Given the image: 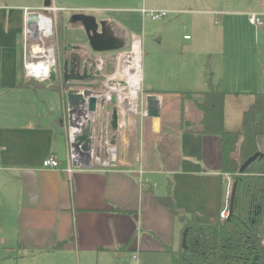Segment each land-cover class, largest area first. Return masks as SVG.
I'll use <instances>...</instances> for the list:
<instances>
[{
    "label": "crops",
    "instance_id": "0c3cea01",
    "mask_svg": "<svg viewBox=\"0 0 264 264\" xmlns=\"http://www.w3.org/2000/svg\"><path fill=\"white\" fill-rule=\"evenodd\" d=\"M51 1L58 9L50 14L57 38L60 11L69 15V28L82 30L81 23L70 22L73 14L111 10L118 0ZM44 2L0 0V264H134L137 260L150 264L155 257L171 256L167 248L178 251L182 246L183 224L156 198L166 196L171 183L181 212H202L216 221L225 184L221 138L184 127L189 121L199 128L202 113L199 118L200 110L183 93L205 91L209 81L218 85L226 93L225 129L242 130L243 114L257 92L229 88L240 73L227 69L225 57L241 51L230 48L238 36H218L223 58L211 75H194V60L186 57L184 48L178 56L173 48L169 52L154 48L148 79L143 69L146 88L157 95L149 99L152 115L141 120L130 114L114 131L108 111L99 112L90 157H82V166H74L67 116L56 115L50 98L40 100L38 92L49 91L42 87L48 82L37 85L23 69L24 10H40ZM98 3L108 8L102 4L104 8H98ZM236 13L250 17L260 11ZM96 16L116 37L126 32L108 16ZM184 40L192 39L185 35ZM53 42L50 46L60 47L59 40ZM194 78H199L197 89L203 90L194 91ZM59 94L64 103L62 89ZM160 111L161 127L160 123L153 127ZM109 147L115 149L114 155ZM258 148L264 153V137L258 139ZM49 156L56 157L59 169L43 167ZM71 167L74 171L69 174L66 170ZM261 235L264 241V217Z\"/></svg>",
    "mask_w": 264,
    "mask_h": 264
},
{
    "label": "rangeland",
    "instance_id": "374dc122",
    "mask_svg": "<svg viewBox=\"0 0 264 264\" xmlns=\"http://www.w3.org/2000/svg\"><path fill=\"white\" fill-rule=\"evenodd\" d=\"M106 6V4L101 3ZM101 4H96L98 8H104ZM185 6H181V5ZM259 5V6H258ZM114 8L110 9H96L94 11H85L96 15H106L113 20L114 23L126 32L120 33L118 37L120 41L124 43V49L116 52L104 53V54H92V50L88 46V39L85 31L69 28L66 24V12L58 13V24L57 31L58 37L49 39L47 44L50 46L53 41L59 40L60 47L57 48V56L59 62H63L68 55L65 54L64 46L65 42L69 44H79L78 46H84L85 44L88 54L84 57L91 58L95 64H98L100 60L104 61L103 73L110 74L116 68V60L121 52L131 50V41L129 35L138 34L143 39V69L144 75L148 79V65L152 58V52L154 48H162L165 51H170L173 48L177 56L178 52L185 49L187 52V58L194 60V75H202L205 72L211 75L214 72V67L217 63H221L223 56L219 53L222 43L217 39L222 34L234 37L238 36L234 44L231 47H240L241 51L233 53L225 57V64L227 69L235 71L238 69L239 75L237 74L238 81L231 83L230 89H237L243 92H257L264 93V0H118L110 5ZM260 7V8H259ZM262 7V8H261ZM108 8V7H105ZM117 8V9H115ZM146 8L148 10L165 11L166 15L161 19L154 20L151 17L144 19L140 9ZM253 8L259 10L263 26H254L250 24L249 14L248 16L239 15L238 11L245 12ZM174 9H188L193 10L194 13H173ZM98 10V11H97ZM69 13V12H68ZM64 15V19L62 18ZM71 15V13H70ZM97 19V16H96ZM98 20V19H97ZM99 21V20H98ZM68 23V22H67ZM112 32L114 30H111ZM115 33V32H113ZM189 35L191 41H185L184 36ZM240 36V37H239ZM56 37V36H55ZM131 37V36H130ZM161 39V43L157 40ZM184 48V49H182ZM205 66H208L205 68ZM99 79V78H98ZM102 79V78H101ZM199 78H194V91L203 90L198 88ZM100 81V80H99ZM101 82V81H100ZM100 82H94L95 91L101 89ZM54 82H48L42 87L46 86L48 90H40L38 92L40 100L48 99L52 105L55 106L56 115L67 116V125L71 131L69 124V114L66 109V101L59 94L62 86L59 89L52 88ZM144 101L140 96V111L146 109V99L151 93L146 91L148 86L144 80ZM235 86V87H234ZM51 87V88H50ZM56 92H55V91ZM54 91V92H53ZM53 95V100L51 96ZM46 96V97H44ZM198 100L203 101V97H197ZM44 102V101H43ZM41 105L43 103L41 102ZM43 106H41L42 108ZM197 114L201 117V111ZM141 120L142 116L136 115ZM159 116V123L161 127L162 117ZM106 122V119H104ZM156 122V121H155ZM98 126L100 125V119L95 122ZM156 127V124L153 126ZM146 128V127H145ZM161 131V128H160ZM134 138V136H133ZM261 160V159H259ZM258 161V160H257ZM256 165V164H255ZM259 166V162L258 165ZM256 166L251 168L255 170ZM224 174V173H223ZM134 261V264H137ZM150 264H173L172 257L167 255L165 257H155L152 259Z\"/></svg>",
    "mask_w": 264,
    "mask_h": 264
},
{
    "label": "trees",
    "instance_id": "16d2710c",
    "mask_svg": "<svg viewBox=\"0 0 264 264\" xmlns=\"http://www.w3.org/2000/svg\"><path fill=\"white\" fill-rule=\"evenodd\" d=\"M32 81L39 85L36 80ZM52 88L60 90L61 83L54 82ZM146 91L152 93L151 90ZM183 96L193 101L202 113L199 128L189 121L183 123L184 127L194 128V132L199 135L221 138L222 172L230 173L238 186L231 219L218 218L212 221L202 212H181L173 198L171 183L167 195L156 198L182 222L183 232L189 228L186 250L182 246L178 251L167 248L173 264H264L261 235L264 217V158L253 163L245 174H240L242 164L260 152L258 139L264 137V93L255 94L254 103L243 114V128L239 132L225 129L226 93L218 85L209 81L205 91L187 92ZM198 96L203 97L202 102L198 101ZM254 166L255 170H251ZM223 199L222 191L220 207Z\"/></svg>",
    "mask_w": 264,
    "mask_h": 264
},
{
    "label": "water",
    "instance_id": "95a60500",
    "mask_svg": "<svg viewBox=\"0 0 264 264\" xmlns=\"http://www.w3.org/2000/svg\"><path fill=\"white\" fill-rule=\"evenodd\" d=\"M51 0H45L44 7H52ZM26 28L33 30V33L44 32V36L48 39H52L55 36L54 22L45 14L39 12H31L25 17ZM71 23H81L86 37L88 39V46L92 50V53L104 54L110 52H116L124 49V43L119 40L112 32L104 33V23L99 22L93 15L85 13H75L70 19ZM84 46H72L68 45L65 47L66 51H78L86 49ZM50 52L55 55L56 48L51 47ZM89 52V51H88ZM81 54L72 53L70 59H65L62 63L60 62L56 69L53 68L52 82H60L62 90L65 93L67 102L69 124L73 126V116L81 114L83 111H87L90 114H97L98 99L95 96V90H93L94 82L100 78V72L95 69L94 62H83ZM85 56V55H84ZM151 90L150 87L147 88ZM151 96H157L153 93L147 97V111H149V99ZM161 116V111H160ZM119 112L117 108L112 111L111 127L114 131L119 129ZM157 127L159 122L156 121ZM72 134V133H71ZM94 143L93 124H89L87 127L81 128L80 133L77 135L75 140L72 139L71 147L75 152H78L81 157H90L92 145ZM264 153L257 152L247 159L240 168V174H245L246 170L257 160L263 159ZM238 182L235 181L233 184L230 211L228 219H231L234 215L233 205L234 198L237 190ZM189 228H186L183 232L182 237V248L187 249V236ZM264 243V241H263Z\"/></svg>",
    "mask_w": 264,
    "mask_h": 264
},
{
    "label": "built area",
    "instance_id": "2783aa9c",
    "mask_svg": "<svg viewBox=\"0 0 264 264\" xmlns=\"http://www.w3.org/2000/svg\"><path fill=\"white\" fill-rule=\"evenodd\" d=\"M42 10H47L50 13H56L57 8L50 7L40 10H31L29 8H25V17L31 13V12H39L42 13ZM141 13L143 14L144 18L151 17L154 20L161 19L166 15L165 11H157V10H148L146 8H143L141 10ZM53 22V17L48 16ZM26 20V19H25ZM249 21L254 26L262 25V20L257 14H251L249 17ZM24 37H25V44L23 49V69L26 78L33 79L38 82H50L52 79V72L53 68L56 69L57 72V53L53 55L50 52V48L52 46H49L47 44V41L49 40L44 36V32L39 33H33V30L26 28V22L24 21ZM138 40L141 50H142V67H141V81L139 87H137V91L133 89L132 85L125 81L120 80L119 78H116V74L119 69V65L121 63L122 57H127V55L131 52L125 51L121 52L116 60V68L115 70L110 74L103 73L104 70V61L100 60L98 64L95 65V69L100 72V87L101 89L98 91H95V96L98 99L97 104V114L99 112H102L103 114L108 111L110 114V119L112 116V111L114 108H117L119 112V126L125 123L124 121L121 122V119L124 120V118L130 114L132 115H140L143 118H146L147 116V102H146V109L140 111V96H142L144 101V75H143V39L138 34H131L130 41H131V49L136 42L135 40ZM55 48V47H54ZM57 52V51H56ZM133 90H135L137 94V100L134 101L132 98ZM147 101V99H146ZM68 109V108H67ZM96 114V115H97ZM108 114V115H109ZM94 115V122H95V116ZM93 122L94 126L95 123ZM111 124V121H110ZM72 134L70 141H72ZM71 144V143H70ZM109 153H112L114 155L115 149L112 147H109ZM71 161L73 162L74 166H82L84 163L82 157H76L75 151L71 147ZM43 167L46 169H59L60 165L56 157L49 156L43 161ZM74 171V168L71 167L66 170L69 174H72ZM224 199L223 204L219 212V219H226L229 217V211H230V202H231V196H232V190H233V184L234 180L230 173H224Z\"/></svg>",
    "mask_w": 264,
    "mask_h": 264
},
{
    "label": "bare ground",
    "instance_id": "6f19581e",
    "mask_svg": "<svg viewBox=\"0 0 264 264\" xmlns=\"http://www.w3.org/2000/svg\"><path fill=\"white\" fill-rule=\"evenodd\" d=\"M131 52L127 57H122L121 63L119 65L116 78L120 80H125L129 82L133 89L137 91V87L140 85L141 81V67H142V50L138 40H135ZM133 90L132 98L134 101L137 100V94ZM153 112L152 107L149 105V111H147L146 116H151ZM94 115L83 111L81 114H76L73 116V126L71 128L72 138L75 140L77 135L80 133L81 128L87 127L90 123L93 124ZM76 135V137H75ZM76 157H80L78 152H75Z\"/></svg>",
    "mask_w": 264,
    "mask_h": 264
},
{
    "label": "flooded vegetation",
    "instance_id": "af4514ba",
    "mask_svg": "<svg viewBox=\"0 0 264 264\" xmlns=\"http://www.w3.org/2000/svg\"><path fill=\"white\" fill-rule=\"evenodd\" d=\"M42 14H45L46 16H50V12L49 11H47V10H42ZM110 29H109V27H107V28H104V33H107V32H110L109 31ZM66 46H68V45H65L64 46V50H65V47ZM66 51V50H65ZM79 53V54H81L80 56H81V59H82V61L83 62H88V63H90V62H93V60L91 59V58H89V56L87 57H84V55H86V54H88L87 53V51H86V53H85V51H83V50H78V51H67V58H65V59H70V57H71V55H72V53ZM92 54H96V53H92ZM62 63V62H61ZM99 80H101L100 78L99 79H97L96 81H98V83L100 82ZM95 81V82H96ZM95 89V85L93 84V90ZM67 109V108H66ZM68 110V109H67Z\"/></svg>",
    "mask_w": 264,
    "mask_h": 264
}]
</instances>
